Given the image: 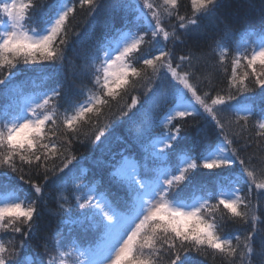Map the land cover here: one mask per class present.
Instances as JSON below:
<instances>
[{"label":"snow or ice","instance_id":"snow-or-ice-1","mask_svg":"<svg viewBox=\"0 0 264 264\" xmlns=\"http://www.w3.org/2000/svg\"><path fill=\"white\" fill-rule=\"evenodd\" d=\"M190 2L191 16L180 14L179 0H143L142 7L123 0L109 4V9H130L137 15L134 19L123 17L119 28L113 24L111 34H106L99 47L84 56L85 62L81 71L74 73L73 82H67L64 68L71 42L68 24L75 14L76 0H56L47 13H42L43 26L39 29L25 26L34 19L35 0H0V90L5 96L15 93L9 104L0 106V176L15 174L31 185L37 197H21L18 190L0 185V232L13 234L11 247L0 239V264H68L65 257L73 251L79 252L75 264H197L193 253L205 259L211 255L213 260L219 256L222 264H253V256H258L264 264V107L256 111L264 103V0L258 26L239 33L225 26V39L237 35L240 38L234 50L221 40L214 41L213 52L225 72L231 56L227 94L221 90L214 96L210 91L200 92L203 79H208L210 85L212 82L211 74H196L201 57L189 53L174 62L172 50L167 47L169 42L173 48L177 43H186L189 35L199 36L202 18L210 23L219 19L221 0ZM79 7H87L92 16L104 3L79 0ZM173 16L179 22V31L175 25L171 30L165 26V19ZM131 25H135V31ZM145 45L149 52L140 55ZM153 51L156 54H151ZM18 65L29 67L18 69ZM21 72H31L51 86L24 94L11 87ZM76 75L91 76L95 90L81 85L76 93ZM141 79L147 84L144 99L132 95L131 104L119 109L118 124L109 120L97 128L104 109L129 88L134 90ZM250 83L258 86L259 92L249 87ZM75 94L85 98L74 101ZM237 96L243 98L242 102L230 104ZM165 103L170 107L157 118ZM226 109L233 115L222 116ZM197 116L215 125L216 142L204 144L200 139L193 142V149L177 150L184 124L170 126L174 121L186 123V118ZM254 116L253 136L249 121ZM129 123L135 125L134 143L148 153L145 159L152 158L160 164L150 167L145 163L141 173L132 157L124 152L112 153L110 147L101 149L99 158L93 156V165L109 169V184L126 193L121 198L122 206H117L95 180L87 179L88 169L80 166L84 157L78 158L71 148L74 142L83 145L89 141L99 148L106 133L118 143H127L123 132L129 130L125 127L121 131V126ZM154 124L164 127L162 137L152 136ZM84 125H91L95 131L82 132ZM202 131L197 126L198 134ZM253 147L256 151L250 153ZM195 148L201 149L198 155L191 154ZM173 153L174 165L170 162ZM237 163L240 167L234 172ZM25 166L29 171L43 169L45 182L65 189L71 182L81 211L71 218L68 197L60 195L55 215L61 217V225H78L85 232L91 229L97 234L94 242L84 250L70 247L65 252L58 230L54 240L56 256L50 255L47 260L30 254L22 256L27 241L37 232L39 198L43 196L42 186L26 179ZM198 170L216 177L212 186L194 181ZM242 185L247 186L246 195L242 194ZM228 221H239L246 234L241 236L239 230L224 234L222 228ZM44 248L47 252V243ZM80 257L86 259L81 261Z\"/></svg>","mask_w":264,"mask_h":264},{"label":"trees","instance_id":"trees-1","mask_svg":"<svg viewBox=\"0 0 264 264\" xmlns=\"http://www.w3.org/2000/svg\"><path fill=\"white\" fill-rule=\"evenodd\" d=\"M37 4V9L33 10V21H30L26 24V28L36 27L37 29L43 26L41 22L42 13H47L49 8L56 3V0H35ZM124 3L130 4L133 7L139 3L141 7L143 6V0H123ZM156 3H159L160 0H155ZM104 7L101 8L97 13L90 16L89 9L87 7H79V0H76V10L75 14L70 17L68 27L70 29V45L66 51V60L64 75L67 76V82H73L74 73H79L81 71V65L84 64V56L87 53L94 51L102 43L103 38L106 34H111L112 25L115 24L116 28L122 26V18L127 16L129 19H134L137 15L130 9L117 8L113 6L111 9L108 8L109 4L115 5L117 0H103ZM180 3V14L191 16L192 8L190 0H179ZM40 5H43V8H40ZM261 6V0H221V6L217 10L218 20L210 23L209 19L202 18L200 21V35H189L186 43L180 44L177 43L173 48L171 42L168 43L167 47L172 50L174 62L178 60V57L181 55H188L189 53L201 57L200 63L196 68V74L198 76H205L211 74L212 82L209 84L208 79H203L200 84L201 94L205 91H210L211 95H215L217 92L223 90L222 94H227L228 91V77L231 75V56H229L227 64V72H225L218 65V56L213 52L214 41L221 40L223 43L228 44L230 47L235 48L236 43L239 42V36L237 35L231 39L224 38V29L225 26H230L237 33L249 28L250 26H258L260 19L259 9ZM147 12V10H145ZM148 19L151 20L150 14ZM165 26L171 30V26L175 25L178 29L179 22L173 16L170 20L165 19ZM142 24L143 21L141 20ZM154 23V21H153ZM132 30L135 31V25H131ZM207 27V31H205ZM142 30V29H141ZM76 33H79L77 36ZM150 38V33H149ZM255 37H252L254 39ZM160 43L163 44L164 41L161 37ZM149 52V46L145 45L140 55L147 54ZM151 54H156L153 51ZM138 67L141 64H137ZM29 66L18 65V69H25ZM186 67V66H185ZM63 79V76L61 77ZM92 77L86 76L81 77L79 75L75 76V85L76 88L74 91L79 92L81 85L91 87L95 90L94 86L91 84ZM34 81V82H33ZM51 86L45 84L39 76H35L31 72H21L15 79L11 82V87L14 89L21 90L24 94L39 92L44 87ZM147 87L146 82L141 79L137 82L135 89L129 88L127 93H122L117 101L112 102L110 108L104 109V115L99 118L100 123L98 127L103 126L106 123L111 121V124H118L120 120L119 109L121 106H126L131 104V96L137 95L144 99V91ZM177 87H181L177 85ZM249 87H252L256 92H259V87L254 83H250ZM15 93H10L8 96L3 95L2 90H0V106L7 105L11 102L12 96ZM250 95V94H245ZM84 95L75 94L73 96L74 101H82ZM188 98L191 99V95L188 94ZM243 98L237 96L236 101H230V104L237 102H242ZM61 105H64V100L60 101ZM139 107V105L137 106ZM170 104H162L161 109L157 113V118L163 116L164 113L168 110ZM199 107V105H197ZM264 107V103L258 105L256 111L259 112L260 108ZM63 111V108L61 109ZM224 117L233 115L227 109L221 114ZM256 116L249 121V128L251 129L250 134L254 136L255 130L252 129V125L255 122ZM176 123L184 124V130L181 132V139L176 145L177 150L183 148L185 151L193 149V142L202 139L204 144H214L216 142L215 134V125L210 121V119L205 122L200 116L193 118H186V123L184 121H174V127ZM191 125V127H190ZM197 126L202 128L203 131L198 134ZM127 128L129 131L123 132L125 136L128 137L127 143H118L112 136L106 133V139L102 137L104 141L99 148H96L91 141L86 144H80L74 142L71 148L72 153H74L78 158L84 157L81 162V167L88 169L86 173L88 180H95L99 185L101 191H107L109 193L110 199L117 206H122L123 201L122 197L126 196L124 189L116 186L115 184H109L108 182V171L106 167L97 168L92 164V157L95 156L99 158L101 156V149L111 148L112 153L124 152L125 155L132 157L136 163L140 165V171L143 173L144 165L147 163L150 167H155L160 164L159 161H155L152 158L145 159L148 155L141 147V145L134 143V132L135 125L129 123L128 125L121 126V131L124 128ZM95 131L91 125H84L82 132L91 133ZM165 129L159 124H154L151 129V134L154 137H162ZM94 139V136L91 137ZM147 143V142H146ZM176 143V142H174ZM200 148H195L192 151V155H198ZM256 149L253 147L249 149V152H254ZM148 152H151V148L148 149ZM105 159L108 158V154L105 153ZM120 157L117 156V159ZM170 162L174 165L176 163V154L173 153L170 157ZM55 163L59 164L60 161L57 160ZM75 163V162H74ZM51 167V163L49 164ZM239 164L237 163L234 166V172L239 170ZM26 179L38 183L43 188V196L39 198L40 203L38 206L39 217L36 221L38 225L37 232L35 236L27 241L26 247L22 250V256L24 254H30L34 258L39 257L44 260H47L48 257L56 256V250L54 245V240L56 233L59 230L62 233L63 240V250L68 252L69 248H79L84 250L89 243L94 242L96 239V233L89 229L85 232L78 225L74 224H60V216L55 215V212L58 210L57 198L60 195H66L68 197V205L72 207L71 218L75 219L77 214L81 211L77 206L74 198L73 188L71 182L68 184L65 189L61 185L53 184L51 182L44 181V172L43 169L32 168L30 171L27 166H25ZM234 174V173H233ZM51 176V173H49ZM194 181L208 183L209 186H212L213 181L216 177L207 174L203 170H198L194 173ZM0 185H8L10 188L18 190V193L21 197H27L29 199H36V194L32 189L31 185L24 183L16 178V175L9 172L7 177L0 176ZM231 187V186H229ZM243 195L247 194V186L242 185ZM255 196V190L253 192ZM215 202V201H213ZM255 203V200L253 201ZM66 205V206H68ZM264 211V207H262ZM261 215L260 212L257 213ZM261 219H264V215L261 216ZM242 225L239 221L233 223L228 221L222 228L224 234H234L237 230L240 231L241 236L246 234ZM13 234L11 232H0V239L3 240L6 246L11 247L9 243ZM20 237L17 234L16 243L19 244ZM48 244L47 252H45L44 244ZM235 243V240H233ZM258 248V245H257ZM79 255V252L73 251L71 255L65 257L68 261V264H75V259ZM193 259L197 264H222V260L219 256L215 260L211 255L205 259L196 254H192ZM253 264H261L260 258L258 256H253ZM81 261H84V257H80Z\"/></svg>","mask_w":264,"mask_h":264},{"label":"rangeland","instance_id":"rangeland-1","mask_svg":"<svg viewBox=\"0 0 264 264\" xmlns=\"http://www.w3.org/2000/svg\"><path fill=\"white\" fill-rule=\"evenodd\" d=\"M86 259V257H84V260Z\"/></svg>","mask_w":264,"mask_h":264}]
</instances>
